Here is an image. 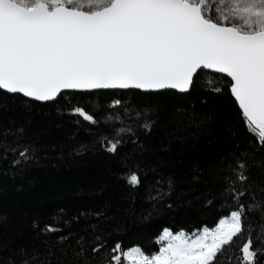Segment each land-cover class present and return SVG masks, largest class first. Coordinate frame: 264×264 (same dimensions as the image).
<instances>
[{"label":"snow or ice","instance_id":"6c2138e0","mask_svg":"<svg viewBox=\"0 0 264 264\" xmlns=\"http://www.w3.org/2000/svg\"><path fill=\"white\" fill-rule=\"evenodd\" d=\"M108 89L140 90L145 103L133 107L112 99L108 110L87 111L81 105V98ZM61 101L77 123L110 129L99 143L120 158L114 175L127 205L122 210L134 214L139 202L148 205L139 223L150 222L161 207H177V177L167 173L161 155L168 149L164 142L149 143L169 117L165 107L178 123L184 116L196 122V106L206 108L202 124L230 104L254 138L226 153L213 177L220 188L204 197L208 206L219 199L229 214L215 227L193 233L164 228L156 241L159 250L151 254L139 245L123 247L119 237L127 230L112 226L115 217L108 215L107 204L71 219L58 214L43 226L33 219L29 227L45 237L43 249L30 251L22 235L5 232L0 264H219L225 246L245 233L242 264H264V0H0V177L5 181L23 179L38 161L27 117ZM149 153L155 157L151 162ZM192 180L201 182L199 170ZM82 217L85 227L73 231ZM0 227H9L7 217H0Z\"/></svg>","mask_w":264,"mask_h":264},{"label":"trees","instance_id":"16d2710c","mask_svg":"<svg viewBox=\"0 0 264 264\" xmlns=\"http://www.w3.org/2000/svg\"><path fill=\"white\" fill-rule=\"evenodd\" d=\"M208 78L211 77H205ZM112 99H121L133 107L145 103L139 90L95 91L81 98L80 103L86 111L90 108L108 110ZM154 99L150 98L148 102ZM76 102L73 100V103ZM192 111L189 107L188 112ZM207 111L197 105L196 122L188 123V117L184 116L179 118L183 123H178L172 117L170 108L165 107L169 117L149 138V143L159 145L164 142L168 149L161 155L167 173L177 177L173 198L177 207L173 210L161 207L159 214L154 215L150 222L139 223L140 213L148 205L139 202L134 214L122 210L127 205L124 204L120 183L114 175L121 168L120 158L105 152L99 143L100 135H110V129L104 125L89 129L83 120L77 123L76 116L67 109L65 101L35 108L27 118L31 121L30 131L39 148L38 161L23 179L17 177L5 181L0 177V217H7L9 223L7 229L0 227V243L5 242L7 232L13 238L22 235L30 251L33 246L42 250L41 241L45 237L31 231L29 226L33 219H38L43 226L52 222L58 214L71 219L80 212L104 210L106 204L110 205L108 215L115 217L112 226L127 230L126 235L119 237L123 247L139 245L149 254L159 250L160 245L156 241L164 228L174 233L180 230L193 233L204 226L215 227L222 216L229 214L227 208H221L219 199L211 206L205 203L204 197L209 190L220 188L219 184H213L217 166L235 143L242 142L243 146L254 137L230 104H226L225 110L216 119L200 124ZM233 132L236 133L235 137ZM81 145H87L88 148L78 153L76 150ZM124 151L127 149L122 150L121 155ZM147 158L150 162L155 159L151 153ZM197 170L201 177L200 183L192 180ZM21 184L23 188L18 190ZM86 223L82 217L79 224H73V231L82 230ZM91 223H96L95 218H92ZM247 239L246 233L233 237L232 243L226 245L223 254L219 255V264H242L241 248Z\"/></svg>","mask_w":264,"mask_h":264},{"label":"water","instance_id":"95a60500","mask_svg":"<svg viewBox=\"0 0 264 264\" xmlns=\"http://www.w3.org/2000/svg\"><path fill=\"white\" fill-rule=\"evenodd\" d=\"M132 90H134V89H132ZM95 91H125V90H123V89H108V90H95Z\"/></svg>","mask_w":264,"mask_h":264}]
</instances>
